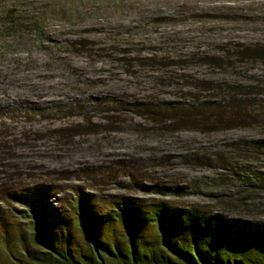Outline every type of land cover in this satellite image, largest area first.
Masks as SVG:
<instances>
[{
    "label": "rangeland",
    "instance_id": "374dc122",
    "mask_svg": "<svg viewBox=\"0 0 264 264\" xmlns=\"http://www.w3.org/2000/svg\"><path fill=\"white\" fill-rule=\"evenodd\" d=\"M224 84L264 108V0H0V140L17 141L0 149L14 158L0 160V192L52 184L73 223L47 233L79 259L92 248L68 209L75 191L102 214L133 199L264 223L253 175L264 152L242 143L264 139V126L171 130L148 115L228 103L209 90ZM102 229L110 246L127 240L117 225ZM45 234L0 200V264H58Z\"/></svg>",
    "mask_w": 264,
    "mask_h": 264
},
{
    "label": "trees",
    "instance_id": "16d2710c",
    "mask_svg": "<svg viewBox=\"0 0 264 264\" xmlns=\"http://www.w3.org/2000/svg\"><path fill=\"white\" fill-rule=\"evenodd\" d=\"M231 89L237 90L226 84L209 89L217 91L218 96L231 94L228 103L197 102L190 106L152 110L148 115L171 130L195 126L219 131L243 128L251 121L264 126V115L260 114L264 108L251 106L240 99L237 101L239 91ZM8 143L0 140L2 152ZM242 143L251 152H264V139ZM243 144L237 145L244 149ZM11 152L0 160L12 161ZM253 175L264 187V172L253 171ZM74 195L76 198L68 208L69 212L74 211L81 222L79 226L90 234L92 248L91 255L81 259L74 254L69 241L67 249H63L56 246L47 233L53 232L59 221L65 223L66 220L68 226L73 223L60 217L65 207L55 203L57 193L52 184L45 181L29 185L17 183L2 190L0 200L26 208L36 226L46 232L44 246L58 264H106V257L118 264H264V223L229 219L222 214L192 208L181 209L168 202L144 206L133 199H123L108 213L102 214L96 212L89 195L79 191ZM114 225L121 228L127 240L110 246L106 243L108 237H100L103 226ZM68 226L65 229L69 231ZM149 226L156 230L157 238L146 242L143 232Z\"/></svg>",
    "mask_w": 264,
    "mask_h": 264
}]
</instances>
